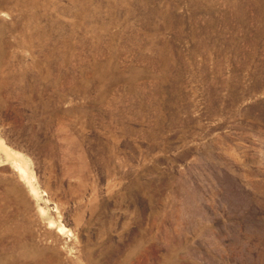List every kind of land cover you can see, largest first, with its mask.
I'll use <instances>...</instances> for the list:
<instances>
[{"label":"rangeland","instance_id":"374dc122","mask_svg":"<svg viewBox=\"0 0 264 264\" xmlns=\"http://www.w3.org/2000/svg\"><path fill=\"white\" fill-rule=\"evenodd\" d=\"M0 264H264V0H0Z\"/></svg>","mask_w":264,"mask_h":264}]
</instances>
